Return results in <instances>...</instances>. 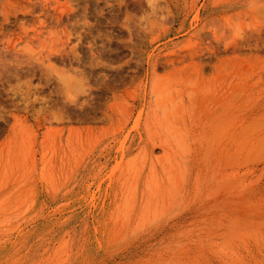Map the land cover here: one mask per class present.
Masks as SVG:
<instances>
[{"label":"rangeland","instance_id":"374dc122","mask_svg":"<svg viewBox=\"0 0 264 264\" xmlns=\"http://www.w3.org/2000/svg\"><path fill=\"white\" fill-rule=\"evenodd\" d=\"M0 264H264V0H0Z\"/></svg>","mask_w":264,"mask_h":264},{"label":"bare ground","instance_id":"6f19581e","mask_svg":"<svg viewBox=\"0 0 264 264\" xmlns=\"http://www.w3.org/2000/svg\"><path fill=\"white\" fill-rule=\"evenodd\" d=\"M166 13L169 14L168 10H166Z\"/></svg>","mask_w":264,"mask_h":264}]
</instances>
